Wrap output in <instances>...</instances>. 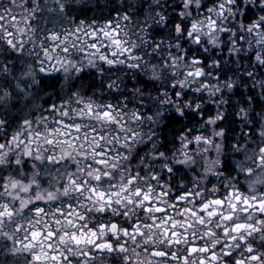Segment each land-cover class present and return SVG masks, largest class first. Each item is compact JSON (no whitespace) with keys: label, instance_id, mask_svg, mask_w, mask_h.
Listing matches in <instances>:
<instances>
[{"label":"clouds","instance_id":"clouds-1","mask_svg":"<svg viewBox=\"0 0 264 264\" xmlns=\"http://www.w3.org/2000/svg\"><path fill=\"white\" fill-rule=\"evenodd\" d=\"M0 145V264H264V0H0Z\"/></svg>","mask_w":264,"mask_h":264},{"label":"snow or ice","instance_id":"snow-or-ice-1","mask_svg":"<svg viewBox=\"0 0 264 264\" xmlns=\"http://www.w3.org/2000/svg\"><path fill=\"white\" fill-rule=\"evenodd\" d=\"M50 35H52L54 38L56 37V34H54V33H52V34H50ZM109 35H111V33H109V32H105V36H109ZM8 43L9 44H12V41L10 40V41H8ZM113 43H115V44H119L120 43V41H119V39H114L113 40ZM93 47H98V45H93ZM45 53H47L49 50L46 48L45 50ZM65 51H67V49H65ZM90 112L92 111V109H91V106H89V109H88ZM101 115L102 116H105V117H109V118H111L112 117V113L110 112V111H108V110H105L103 113H101ZM25 123H28L27 121H25ZM75 127H79V125H75ZM49 132H54L55 130L54 129H49L48 130ZM35 135H37V136H40V135H43V133H40V132H37V133H35ZM15 139V138H14ZM47 142L48 143H53L54 141H53V138L50 136L49 138H48V140H47ZM3 146L2 145H0V148H2ZM261 151H264V149H261ZM26 154H30V149H28L27 150V152H26ZM101 155H103L102 153H101ZM49 159H51V157H49ZM261 159H264V157H261ZM98 163H100V164H103V163H105V161L104 160H99L98 161ZM97 178H99V177H97ZM130 179H134V178H130ZM74 182V181H73ZM82 186L81 185H77V188H81ZM92 191L93 192H95V189L93 188L92 189ZM137 191V194H139L140 193V189H137L136 190ZM97 195H99L100 197H103V198H106V199H109L110 200V197H105V194L103 193V192H100V193H98ZM146 200H150L151 199V197L150 196H148L147 194H145V197H144ZM177 199H180V197L178 196L177 197ZM242 199V197H240L239 195H237L236 197H235V200L238 202V201H240ZM214 203H216V204H220V205H222V204H224L225 203V201L223 200V199H216V200H214L213 201ZM244 203H245V205H249L250 204V201H248L247 199H244ZM257 205L261 208V209H264V201H257ZM209 207V205L207 204V203H203V204H201V208H208ZM231 207L233 208V209H235L236 207H237V204L236 203H233L232 205H231ZM163 209L162 208H157V211H162ZM35 211H37V212H41L42 211V209H40V208H37V209H35ZM58 211H61L62 212V209H60V210H58ZM189 211H192L191 209H189ZM6 214V212L4 211V210H2V209H0V216H4ZM7 214H11V209H8L7 210ZM210 214H215L214 213V211L212 212V213H210ZM231 217V213H229L228 214V217L227 218H230ZM101 227H104L103 225L101 226ZM115 227V226H114ZM244 227H249V228H251L252 227V225H245V224H236V225H233V230H235V231H239L240 229H242V228H244ZM125 231H127V229H125ZM228 231V229H225V232H227ZM40 235H41V232H40V230H33V232H32V237H33V239H37V238H39L40 237ZM55 235V233L54 232H49V237H51V236H54ZM64 235H68L67 233H65ZM172 235H176L175 233H173ZM72 239H74L77 243H79L80 242V236L77 234V233H72ZM178 242V241H177ZM105 244L108 246V247H111V244H110V242H105ZM104 245H97V247H103ZM49 247H51V245H49ZM197 250V246L196 245H191V246H189V248H188V252L189 253H193V252H195ZM202 251H208L207 250V248L205 247L204 249H201ZM251 250V249H250ZM153 254L154 255H165V253H163V252H161V251H156V250H154V252H153ZM227 255V254H226ZM211 256H212V259H216V253L215 252H213V253H211ZM258 257H256V256H252L251 257V259H253V260H255V259H257ZM34 259H36L37 261H39L40 259H41V256L39 255V254H36L35 256H34ZM52 259H57V256H56V254L55 253H52ZM187 259H188V257L187 256H185L184 257V260H185V262H187ZM200 264H206V261H205V258H201V260H200ZM235 264H244V262L243 261H241V260H237L236 262H235Z\"/></svg>","mask_w":264,"mask_h":264}]
</instances>
